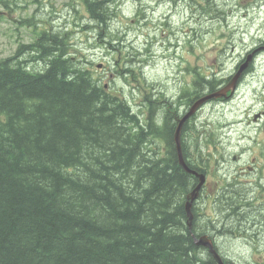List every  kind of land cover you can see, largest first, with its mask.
<instances>
[{
	"label": "trees",
	"instance_id": "1",
	"mask_svg": "<svg viewBox=\"0 0 264 264\" xmlns=\"http://www.w3.org/2000/svg\"><path fill=\"white\" fill-rule=\"evenodd\" d=\"M109 1L89 6L98 29L111 20ZM67 42L45 31L0 59V264H217L193 237L212 234L210 217L193 207L187 225L197 179L178 164L170 109L147 99L140 125ZM194 151L204 164L203 148ZM238 196L223 194V215Z\"/></svg>",
	"mask_w": 264,
	"mask_h": 264
},
{
	"label": "rangeland",
	"instance_id": "2",
	"mask_svg": "<svg viewBox=\"0 0 264 264\" xmlns=\"http://www.w3.org/2000/svg\"><path fill=\"white\" fill-rule=\"evenodd\" d=\"M141 1L148 4L156 3V0ZM225 5H228L229 10L231 9L233 12L229 22H224V25H215L212 22L194 23L196 32L200 34L199 37L193 36V38H197L195 56L198 57V60L194 61L192 56L188 55L192 36L183 35V40L187 41L186 51L182 53L179 50L178 54L175 53L176 48H178L176 36L178 37L177 39L180 36L177 33L178 27H180V4L176 10L175 6H169L162 8L156 14L168 15L167 8H170L172 13L170 17L173 18L171 27H161L157 31L143 28L142 33L149 35L151 39L155 40L149 54L142 52L137 47L135 49L128 48L129 44L126 42L120 43V53L112 54L110 53L112 51L109 50L110 52L106 54V49L104 48H101L103 52L92 50L98 31L87 33L88 29L83 28L86 20L81 16L87 15L82 0H0V59H5L15 54L19 45L32 43L46 28L50 30V27L54 32L68 33L70 37L68 52H70L72 58L81 61L83 68L90 70L95 78H102L104 80L103 84L108 85L111 91H118L128 104L133 105V98H138V91H141V87H138L137 84L146 87L148 91L151 90L152 86L156 92L164 91L165 88L173 89L164 92V94L166 97L176 95L178 82H181L182 66L183 70L187 66L182 64V60H190L192 64L198 63L205 71L213 67L219 75H225L229 69L233 68L237 56H242L246 51L255 47V49H260L258 51L260 54L256 55L257 59L254 62V76L250 75L247 77L246 84L251 83L254 89H257V91L261 90L264 97V14L260 13V9L254 3V0H226ZM75 6H78L77 9ZM135 7V2H125L121 16L111 21L109 30L111 29L114 33H127L128 38L136 34L138 26L133 20ZM109 10L112 12L113 7L110 6ZM32 19L37 26L31 21ZM22 21L24 22L21 24L20 22ZM188 26V23H185L186 31L189 30ZM227 29L233 30L228 35L230 44H226L227 49L224 53L215 52L211 54L212 52L209 49L213 46L214 41H216V38L221 39L227 36L223 33ZM205 30L210 33L205 35ZM181 32L183 31L181 30ZM228 38H226V42ZM148 42H150L149 38ZM169 43H174L175 45L169 47ZM137 50L141 51L139 55ZM129 61L130 65L132 64L131 71L133 73H127V70H130L127 63ZM133 76L134 79H132ZM185 79L189 82L191 78L185 74ZM132 88H135V90H131ZM254 89L252 92H254ZM245 106L248 105L241 104L240 108L243 109ZM255 109L256 111L263 110L264 104L257 105ZM239 110L238 108L234 109V112L237 113L235 120L243 119L244 122L236 126L238 134H233L231 143L227 144L228 140L225 139V130H219L218 132L222 133H217L218 139L215 140L213 147L210 146L204 152L207 154L212 153L215 158L210 155L207 184L195 205L200 219L204 216L211 217L212 215L209 200L217 189V177H229L221 178L229 183L233 179L234 170L244 168V166L247 168L251 167L254 171H247L249 175H240V178H236L237 181L242 182L237 185L241 201L245 192L244 187L247 185L251 187L250 196H256L260 201H264V191H261L260 188L257 189V183H255V179L257 180L255 177L259 174L260 168L263 167L262 169H264V136H261L260 133V123L256 125L255 129L252 121L247 125L245 120L248 119V115L243 117L239 114ZM204 113L201 118L205 115ZM208 116L212 117L213 120L219 121L229 118L228 112L224 111V109H215L213 112L210 110ZM140 117L142 118V116ZM231 117L234 118V116ZM201 118L199 122L202 120ZM251 123L253 124L252 126ZM194 124L193 122L186 130V138L189 141H193V144L196 143L195 139L197 136ZM239 134L241 137L237 138ZM186 138H184L185 143L187 141ZM242 147L244 150H241ZM240 150L243 155L239 161L233 163L231 161V152L239 153ZM214 152L217 154H214ZM218 154L227 156L223 163H215L214 160H217ZM252 159L255 160V164H252ZM240 173L241 171H239ZM262 183L264 184V180ZM260 209L258 211L250 210L249 217H239V211L235 209L228 216L225 215L222 226L218 228L219 230H227L226 227L228 226H241V223L246 221H248L246 226L256 228L255 238L259 242L257 244H252L250 243L251 241L246 242L242 239H232V237L219 238L218 242L222 255L230 259L233 264H264V211L262 207ZM233 212H236V214L232 215ZM229 235L231 236V234Z\"/></svg>",
	"mask_w": 264,
	"mask_h": 264
},
{
	"label": "water",
	"instance_id": "3",
	"mask_svg": "<svg viewBox=\"0 0 264 264\" xmlns=\"http://www.w3.org/2000/svg\"><path fill=\"white\" fill-rule=\"evenodd\" d=\"M249 61H250V56L247 58L246 62L242 65V67L240 69V72L247 67V64L249 63ZM224 95H225V92H221V93H218L216 95L205 97L204 99L196 102L192 106V108L190 109L189 113L182 120H180V122H179V124H178V126H177V128L175 130V133H174V142H175V147H176V152H177L178 164L185 170V172H187L189 174H193L199 180V183L197 184V186L187 195V202L185 203V206H184L185 212H186V216H187V225H188L189 230L192 228V221H193V215H192V212H191L192 202L197 198L198 192H199V190L201 189L202 185L205 182V176L203 174H198V173L192 171L185 164V161H184L183 156H182L181 145H180V131H181V127H182L184 121L196 111V109L199 107V105L202 102H204L205 100H207V99H209L211 97H214V96L220 97V96H224ZM194 241H195V244L197 246H202L204 248H207L209 253L213 256V258L215 259V261L218 264H223L222 260L220 259V257L217 255V253L213 249V245H212V242L210 241V239H208L205 236L200 237V238H195L194 237Z\"/></svg>",
	"mask_w": 264,
	"mask_h": 264
},
{
	"label": "flooded vegetation",
	"instance_id": "4",
	"mask_svg": "<svg viewBox=\"0 0 264 264\" xmlns=\"http://www.w3.org/2000/svg\"><path fill=\"white\" fill-rule=\"evenodd\" d=\"M189 1V2H188ZM211 0H178V5L180 4V22L182 23V27L180 30H182V38L183 35H186L184 32V23L185 21H188L189 23H202V22H210L214 20L215 18H224L227 14H229L231 11H227L226 5L221 3L220 6H214L211 4ZM192 3V4H191ZM213 3V2H212ZM216 8L220 10L219 12H216ZM215 12V13H213ZM212 14H215V16H212ZM226 19H223L222 21H225ZM247 80H245L244 85L246 84ZM241 87V86H240ZM239 92V89L236 91V93ZM233 98V97H232ZM230 97L228 102L232 100ZM183 108V107H182ZM243 154L241 152L239 156ZM238 156L232 155V159L235 160ZM247 168V167H246ZM235 174V170H234ZM233 174V175H234ZM233 177V176H232ZM250 209H246V213H249ZM246 224V223H244Z\"/></svg>",
	"mask_w": 264,
	"mask_h": 264
},
{
	"label": "bare ground",
	"instance_id": "5",
	"mask_svg": "<svg viewBox=\"0 0 264 264\" xmlns=\"http://www.w3.org/2000/svg\"><path fill=\"white\" fill-rule=\"evenodd\" d=\"M249 212H251V211L249 210Z\"/></svg>",
	"mask_w": 264,
	"mask_h": 264
}]
</instances>
